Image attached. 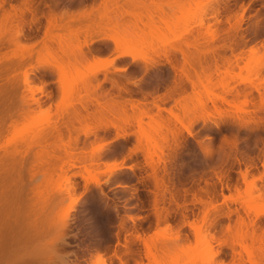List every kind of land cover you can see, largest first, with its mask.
Segmentation results:
<instances>
[{
	"label": "rangeland",
	"instance_id": "obj_1",
	"mask_svg": "<svg viewBox=\"0 0 264 264\" xmlns=\"http://www.w3.org/2000/svg\"><path fill=\"white\" fill-rule=\"evenodd\" d=\"M54 1L45 0L49 8L56 2L55 11L62 13L61 11L66 9L79 11L86 5V8L96 5V3L99 5L101 0ZM125 1L118 0V4L125 8L128 3ZM158 1L155 0L156 3ZM186 1L162 0L163 6L165 5L162 8L167 7L163 11L165 13L162 14L163 17L167 14L165 21H161L162 18L158 20L162 15L157 16L159 9H155V5L150 2L154 8V14L158 18L154 19L158 20V23L151 20L156 23H152L154 28L147 22L150 18L147 20L146 17L147 21L144 25L147 24V27L140 24L143 29L145 28V31H142V27H140L143 33L138 29L139 33L134 36L133 34L120 36L137 42L154 44L152 47L147 44L148 47L137 46L133 51L144 58H154L155 61L162 63L164 61V64L158 68H151L144 72L142 61L134 63L131 57H117L116 50L110 52L107 48L110 40L108 42L94 41V49L101 47L104 50V53L101 54L104 61L113 58L115 60L112 64L105 65L108 67L106 71L108 77H123L121 74L124 72L119 71L118 74L113 70L126 67L127 70L124 74H133L130 75L133 77L129 79L137 82L130 80L129 84L124 82L127 84L124 86L131 89L132 102L137 103V99L146 101L148 107H151L154 118H143V135L137 132L138 125L134 119L131 120L134 127L130 125L124 128L125 132L130 131L128 133L131 134L122 136H117L113 127L107 131H97L98 135H84L82 131L87 130V127L91 128L90 130L95 129L93 127L98 123L99 118H90L89 124L75 123L78 129L76 132L79 131L80 135L77 136L76 133H73V136L80 138V147H83L85 152H89L87 155L96 151V148L100 146H107L103 150L102 157L97 158V164L93 167L90 166V173L84 171L82 166L75 167L74 171L72 169H66L64 172L60 170L64 159L62 149L60 150L63 151V155L56 154L60 160L53 163L56 164L54 165L56 168L60 164L59 168L56 169L52 165L56 171L51 169L46 171L48 167L46 163L49 164L47 156L46 158L45 155L41 156L43 158L41 160L39 157L41 154H38L39 158L35 156L39 147L31 148L28 155L25 153V150L33 145V140L41 136L38 134L39 131H48V124L51 121L58 120L59 124L63 122V119L59 117L63 113L57 114L56 112L58 102L61 103L63 100L62 103H73L79 95L74 87L72 90L77 94L72 95V91L68 87L66 89L68 91L63 97L55 73L47 70L45 71L46 75H40V77L42 76L40 79L44 82L50 79L55 80L54 83L44 85L45 93L35 91L34 96L41 99V105H33L34 109L27 117L28 121L23 118L26 123L20 119V122L17 121L0 136V159L4 156H16V158H20L21 155L26 156V160H23L22 164L18 162L16 165V170L13 171V180L0 182V253H3L5 248L6 253L15 252L19 264H52V260L54 264H102V260L107 264H121L120 260L122 259L128 261L127 264H137L138 261V264H264V166H262L264 143L260 141V137L264 139V127L249 131L244 127L238 128L239 126H237L243 119L240 120V117L246 119L254 117L253 120H258L259 117L264 118V114H256L252 111L264 101L260 96L264 93L259 95L256 87L261 84L258 87H261V91H263L264 68L262 67V69L260 66L264 61V47H262L264 45V0H216L212 5H219L220 11H222L220 17L222 23L219 25L209 19L210 7L206 5L208 0ZM38 2L39 0H35V5L44 11L45 17L40 16L38 24L31 26L25 24V37L21 38V43L36 41L35 52L39 48V50L42 49L40 46L47 25V20L44 21V19H48L46 12L49 10L47 5L44 7ZM12 3L17 4L15 0ZM244 5L246 10L241 8ZM8 7L10 8L6 4L7 9ZM129 8L131 9V7ZM113 11H110V16ZM119 12L116 13L120 16L121 12ZM241 13L243 20H240ZM0 15L2 16V10ZM237 15L240 16L237 17ZM30 16L28 13L27 21L30 20ZM228 16L231 17V24L234 26L241 24L237 32H234L233 28V31H225L230 27L227 21ZM235 17L240 20V24L234 20ZM127 18L128 21L129 18L132 19L131 16L125 17L126 20ZM5 23L3 22L7 27V29L4 27L6 30L2 23L0 26V39L4 40L6 44L4 49H1V56L10 50H19V47L15 48V45L16 47L19 45L15 44L13 40L18 22L14 20L11 25L7 24L8 22ZM123 23H127V21ZM107 29L106 32L111 31V28L108 31ZM57 32L61 31L57 30ZM9 38L13 40H11L12 43ZM66 41L68 40L66 39ZM187 41H189L188 43L196 41L199 45L198 47L191 45L188 48L185 46L187 44H184ZM162 42L164 45L166 43V46L161 44ZM177 44H181L180 47L188 54L190 52V54L199 53L201 59L206 62L203 63L204 65L211 62L212 66L209 71L214 69L216 60L220 66H226V69L221 66L222 70L225 69L224 72H220L221 75H216L213 72L212 81L204 80V83L194 90L195 94L191 92L190 83L187 84V92L182 94L186 96L187 101H181V104L187 108L185 110L175 107V99L182 97L179 92L173 93L172 97H168L164 103L160 99L164 98L167 89L173 85L172 80L175 76L169 63L165 61L163 53L181 61L182 53L180 54L179 51H174L173 47H170L171 45L179 47ZM228 45L233 46L234 51L230 49L241 58H237L238 56L235 58ZM60 47L58 43L54 42L49 49L52 54L58 56L65 51H62L63 49L61 50L62 47ZM66 48L68 50V47L65 46ZM252 48L255 49V53L251 55ZM210 49L214 51L212 52ZM42 52H44L43 55H47L45 49H42ZM12 59L15 60L14 57ZM33 59L36 60L35 57ZM35 60H32V63L36 64ZM227 60L231 62L228 63ZM225 61L228 64H224ZM103 65L100 66L104 67ZM96 66L98 65L93 64L85 68L88 71L96 69ZM85 68L82 69L85 70ZM14 72L16 71H13L11 75H14ZM117 75L119 76L117 77ZM97 78L102 83L101 91L105 93L104 96L108 95L103 97L104 99H110L112 94L118 95L117 88L112 87V82L105 79V71L99 72ZM98 80H94L93 83L96 84ZM39 83V79H36L37 85L35 84V86H40L41 83ZM229 90H233V92ZM47 92H51V96H48ZM122 93L121 96H115V98L126 100L131 97L127 92L123 91ZM236 93H240L238 97L235 96ZM26 94L30 95L29 91L26 90ZM71 96L75 100H72ZM224 96L229 100L233 98L234 101L233 99L230 101H233L236 107L233 106V102L229 105L222 103L221 98ZM245 96L250 100L246 98L249 102L244 100ZM154 99L157 104L168 109L172 107L179 119L174 118V115L172 116L167 111H163V115L159 116L157 107L153 103ZM102 101L105 102V100ZM15 102L13 101V107L17 103ZM213 103L219 105L220 109H217L218 106L213 107L215 105ZM95 104L94 100L89 109L97 117L96 108L100 107ZM48 107L50 110H47ZM128 111L130 117L138 114L136 111L134 114L132 109ZM118 113L117 115L122 116L121 111ZM65 114L66 112L63 116ZM111 114L102 117L108 121H118L125 116L118 119L115 112L113 115ZM154 119L155 121H153ZM216 124L219 127H216ZM62 126L63 124L60 125V127ZM178 131L180 132L176 138L175 133ZM137 133L139 134L136 135ZM225 140L229 142H225ZM56 144L58 146L60 142L57 141L55 146ZM58 150L56 149L57 152ZM114 162L122 163L124 166H133L134 171L124 167L110 174L106 171L108 166L105 165L107 163L112 165ZM245 168L250 169L247 182L241 176V171L244 172ZM87 176L89 180L86 178ZM96 179L101 183H94ZM252 179L254 181L250 187L249 183ZM200 199L209 202L206 204L204 201L203 205V203H199ZM8 206H11V211L7 210ZM64 221H67L68 224H64ZM62 225L64 228L61 229ZM137 234L148 241L150 248L147 250L151 251L152 249L153 251L147 255L151 258L147 257V246L141 239L136 238ZM10 240H13L15 244ZM7 242H11L10 247H8L9 245L5 246V244H9ZM235 251L240 252L234 253ZM151 254L153 255L151 256ZM234 254H236L235 257ZM98 257L100 258L98 259Z\"/></svg>",
	"mask_w": 264,
	"mask_h": 264
},
{
	"label": "bare ground",
	"instance_id": "obj_2",
	"mask_svg": "<svg viewBox=\"0 0 264 264\" xmlns=\"http://www.w3.org/2000/svg\"><path fill=\"white\" fill-rule=\"evenodd\" d=\"M12 1L13 0H0V13L2 10V16L0 15L1 16L0 19H2V21H0V26L2 23V26L4 28L6 26L3 24V22H6V23L8 22L7 24L11 25L12 22H14V20L17 21L18 23H16V32H15L13 40L15 41V44L19 45L17 47L15 45L16 49L19 47L18 48L19 50H17L18 53L16 50L13 49L14 51H16L15 53H13L14 52L13 50L12 51L10 50L11 54L9 53L10 51L8 52L9 54L6 52H5L6 54L3 53L2 56L0 54V136L3 135L10 127H12L20 119L26 118V120L28 121L29 118L27 119V117H29L30 112L34 109V107H33L34 104H36L38 106L41 105V103H42L41 99L36 98L34 96V93L37 90L40 91L41 93H45V90H44L45 82L43 80H41L42 76L40 77V75L45 74V71L50 70L57 75V81L59 84L60 93H62L63 97L65 96V93H67L68 90L66 91V89H68V87H70V89H71L70 91H72L71 92L72 95L76 92L79 95H78V98H76V100L72 99V96H71V99L75 100L76 102L73 101V103L70 102L69 104L62 103L63 100L61 101V103H60V101L58 102V104L56 105L57 114H60V113L64 114L66 112V114H65L66 116L65 115L63 116V114H62V116L59 115V117H61L63 119V122H61V124L58 123L57 119H59V121H60V118H58V115L56 114L57 115V119H56L57 121L56 122L51 121V123L48 124L49 125L48 131H45V132L39 131L38 134L41 136H38L37 138H35L33 140V145L28 147L27 150H25V153H27V155H28V152H30L31 148L39 147L40 149L37 148L38 152H37V154H35V156L38 157L39 156L38 154H41L39 156L40 160L42 158L41 156L45 155L44 156L45 158L47 156L46 159H48L49 164L46 163V165L50 168L47 167L46 171H48V169L49 170L50 169L55 170L56 166H54V165H56V164H53V163H55V161H57V160H60L59 159L60 157L57 156L56 154L60 155V153H61V155H63V153H64V155H63L64 159L62 158L63 160H62V164L60 166V170H62L64 172L66 169H68V170L72 169L73 170V169H75V167L77 168L79 166L78 168H80V166H82L84 171L86 170L87 173H90L89 172V170H91L90 166L93 167L94 165L97 164L96 163L97 158L102 157V153L104 152L103 150L107 146L106 145H105V147H104V145L100 146V147L96 148V151L94 150L93 153L91 152L90 155H87V153L89 154V152H85L83 147H80V143H81L80 138L77 137L78 135H80V133H79V131L76 132L78 130L77 126H75L76 124H80V125H81V123H85V124L88 123L89 124L88 121H90L93 117L99 118L98 123L96 122L97 124L95 125V127H93V129L95 128L94 130H90L91 128H88V127H87V130L84 128L85 131L81 130L84 133V135H92V134L98 135L97 131H99V130H106L107 131V129H109L110 127H113V130L115 129L114 131L117 132L116 135L122 136V135L131 134V133H128L130 131L125 132L124 128H126L130 125L134 127L133 121H131L134 119L135 120L134 122L138 125V128H137L138 131L137 132H140L141 133L140 135H143L142 134L143 124H144L143 118L144 117H148L150 119L154 118V115L151 113V107H148V105H147L148 103H146V101H142L141 99L140 100L137 99V103H133L132 102L133 95L130 93L131 89L129 90L127 88V86L126 87L124 86V85H127V84H124V82L128 83L130 80L129 78L133 77V76L130 77V75H133V74H130V73H129V75L124 74V73H126L125 71L127 70V68L121 67V68H116L115 71L113 70V72L118 73L119 71H122V72H124L123 74H121V75H123V77H120L119 75H117V77L119 76L118 78L113 77V76L111 78H109L108 77L109 75H107V72H106L108 70V67H106L105 65L112 64L113 61H115V60L113 58V59H106L104 61L102 59V56H101V54L104 53V50L101 47H96V49H94L93 43L96 40H104L107 42H108V40H110L115 45L114 46L115 49H113V51L114 50L117 51V53H118L117 57H125V56L131 57L132 62H134V63L142 61L143 67H144L143 68L144 72H147L151 68H155V67L158 68L160 65L164 64V61L162 63L161 61H155L156 59H154V58H150V59H149V57L144 58L143 56L141 57L138 53H137L138 54L137 55L133 51V49L137 46L150 45V47H152V46H154V44H152V43L147 44L145 42H137V41L130 40V38L129 39L128 38L125 39L124 37L121 38L120 36H122V34L123 35L124 34L125 35L133 34V36H134L136 33H139L138 31H141L140 27H142V25H143V27H145V26L147 27V24L146 25H144V24L146 23V21L149 18L150 19L147 22H148V24L152 25L151 27L154 28V25L152 23H154V24H156L155 22L158 23V20H161V18H162L161 21H163V20L165 21L167 19V16H166L167 14L164 17L162 15L163 13H165L163 11H164V9H167V7L162 8L165 6V5L163 6L162 3L164 1L162 2V0L161 1L159 0L158 3H156L157 1L155 2V0L154 1L153 0L152 1H149V0L148 1H146V0H126L125 2H128L129 4L127 3L126 4L127 7H125V8H122L123 5L118 4V0H103V1L101 0L99 5H97V3H96V5L95 4L91 5L90 8H86V6H87L86 5L85 8L83 7L79 11L76 9H75V11H73V10L69 11L68 9H66L64 11L62 10L61 11L62 13H60V12L57 13V11H55V5H57V3L55 2L56 0H55L54 1L55 3L53 4V6L50 5V8L47 5L49 10H47V12L45 11L48 19H47V25H46L45 31H44V37H43L42 45L40 47H42V49H45V52L47 51L46 52L47 55L46 54L43 55L44 52H42V49L39 50L40 48L36 52L34 51V48L37 45L36 41L33 43H29L26 40L27 42L21 43V38L25 37V33H24L25 24H27L29 26H31L32 24H38L40 22V16L42 14L44 15V11H41L42 9H40L38 5H35V0H15L17 4H13ZM112 1H114V2H112ZM184 1H186V0H184ZM52 2H53V0H52ZM101 2H102V5L104 4V6L101 5ZM109 2H111V3H109ZM150 2H152V4L155 5L154 6L155 9H159L158 10L159 14L157 12L156 13H157L158 17L160 16V14L162 15L159 17L160 19H158L156 17V15L154 14L155 11H154V8L152 7L153 5L150 4ZM159 2H161V3H159ZM186 2H185V5H186ZM215 2H216V0H208L206 5H208L210 7V11H209L210 13L208 15L209 19L213 20L214 24L219 25L222 23V19L220 18L222 11H220L219 5H217V4L212 5V3H215ZM119 3H120V1H119ZM6 4H8L10 6V8L8 7V9H7ZM116 5H119V6L116 7ZM180 5H182V4H180ZM95 6H98V7H95ZM222 6L224 7V5H222ZM129 7H131V9ZM245 7L246 6L244 5L241 8H243V10H246ZM111 8H113V10L116 8L119 9V10L116 9L115 10L116 12L117 11L119 12L120 10L121 11L123 10V11L122 12L120 11L121 13L119 12L121 14L119 16L118 13H116L113 10H110ZM127 8H129V9H127ZM109 10L115 12L114 13L115 15H113V12H112V15L110 16L109 13H111V12ZM28 13L31 16H30V20L27 21L26 17H27ZM129 15L132 17V19L129 18V21H128V18L126 20L125 17H130ZM153 16H155V17H153ZM229 16H231V15H229ZM229 16L227 17V21L229 22L230 27H229V29H227L225 31L230 32V31H233V29H234V32L235 31L237 32L239 27H241L240 26L241 25L240 20H243V14L240 17V20L236 19L240 15L239 16L237 15V17H235V19H234V20L238 21V24H240L238 26H234L233 24H231V17H229ZM143 17H144V19H143ZM146 17H147V20L145 19ZM155 18L158 20L155 21L154 20ZM151 20H154L155 22H151ZM126 21H127V23H123ZM141 23H142V25L140 26ZM109 24H112V25H109ZM235 24L237 25V22H235ZM150 25L148 26V28L150 27ZM29 26H27V27H29ZM11 27H10V29H11ZM108 27H109V29L111 28L110 29L111 31H108L109 30V29H107ZM143 27H142V31L145 29V28L143 29ZM120 28H121V31H120ZM4 29H3V31L5 33V30L7 29V27L5 30ZM106 29L108 32H106ZM122 29H123V31H122ZM57 30L61 31V32H57ZM140 35L142 36V34H140ZM214 35H215V33H214ZM141 36H140V38H141ZM72 38L75 40H70ZM66 39L68 41H66ZM11 40L12 39H10V41ZM12 41H11V43H12ZM54 42L56 44L58 43V45H60L62 47V48L60 47L61 50L63 49L62 51L65 50L64 52L61 51L62 55L55 56V54L51 53V50L49 48L53 45ZM188 42L189 41L184 43V44H187L185 46H187L188 48L191 45H192V47H194V46L198 47V45H199V43L198 42L196 43V41L195 42L190 41V43H188ZM102 43H103V41H102ZM161 44L164 45V42H162ZM5 45L6 44H5L4 40L0 39V52H1V49H4L3 47ZM180 45H178L179 47H174L175 45L174 46L169 45V46L173 47L174 51L177 50L180 52V54L182 53L181 56H183V57H182L181 61H177L176 58L174 59V58H172V56L170 57L169 54L163 53L165 56V61L167 63H169V66L171 67V69L175 73L174 79L172 80L173 85L171 87H169V89H167V93L165 94L164 98L163 97L160 98L163 103L165 100H167L168 97L169 98L172 97L173 93L179 92L180 95L186 94L187 88H188V85H187L188 83H190L189 85L191 87L192 94H195L194 90H197L199 85L204 83V80H206L208 82L211 80L213 72H215L216 75L217 74L221 75V73L224 72L226 69L225 68L226 66L224 67L223 65H221V66H223V68H225L224 70H222L223 68L219 65L218 60H216L214 62V65H215L214 69L209 71L210 67L212 66L211 62L210 63L207 62V64L204 65L203 63H206V62H204L203 59H201L202 57L199 55V53L196 54L193 52L192 54H190L191 53L190 52L188 54L185 50H183L180 47ZM65 46L68 47L69 52H68L67 48L65 49ZM164 46H166V43ZM214 46H216V45H214ZM7 47H8V45H7ZM228 47H229V49L231 48L234 51L233 46L228 45ZM262 47H264V45ZM224 48H225V45H224ZM108 49H110V48H108ZM210 50L212 52L214 51L213 49H210ZM251 50L253 51V52L250 51V53L252 55L253 53H255L254 52L255 49L253 50V48H252ZM12 54H14V55H12ZM8 55H11V56H8ZM233 55H235V58L238 56V54H235L234 52H233ZM12 56L15 58V60L12 59L13 58ZM34 57L36 58V60L33 59ZM239 57L241 58V56H238L237 58H239ZM32 60L33 61L35 60L36 64L32 63L33 62ZM236 61H237V59H236ZM230 62L228 61V63H230ZM228 63L225 61L224 64H228ZM93 64L98 65V66H96L97 68L86 71L87 69L85 67H87V66L89 67L90 65H93ZM100 65H103L104 67H101ZM83 67L85 68V70L82 69ZM260 67L264 68V61L262 62V66H260ZM21 68H23L24 70ZM19 69H21L22 72ZM17 70H19L20 72ZM13 71H16V72H14L15 74L20 73V74H18L19 76L15 75L14 73H13L14 75H11ZM101 71L102 72L105 71V79L110 80V82H112L111 83L112 87L114 86L115 89L117 88V91H118L117 96H119V95L121 96L123 94L122 92L124 91L125 93L127 92V94H129L131 97L129 99H126V100H120V99H116L115 98L116 95L112 94L110 96V99L106 98L107 100L109 99L108 101L106 99H104L108 95L104 96L105 93L103 91H101L102 83L97 78V74ZM36 79H39V81L41 83V85L38 87L35 86ZM94 80L95 81L98 80V82H96V84H95V82L93 83ZM130 81L136 82L134 80L133 81L130 80ZM140 81H141V79H140ZM131 82H129V83H131ZM132 84H134V83H132ZM260 85L261 84H258L256 86L257 90L259 91V95L262 92L264 93V88H263L264 86L262 87L263 91H261V87H258ZM73 87H74L76 92L73 91L74 90ZM26 90H27V92L29 91L30 95L26 94ZM23 91H25V92H23ZM229 91L233 92V90H229ZM238 94H240V93H238ZM238 94L236 93L235 96L238 97ZM47 95L51 96V92H47ZM183 95L179 99H175L176 100L175 101L176 102L175 107L176 108L180 107V108L185 110L187 108H185V106L183 104H181L182 100H183V102H184V100H186V96H183ZM232 95H234V94H232ZM241 95L244 96V94H241ZM263 95L264 94L260 95L262 100H264ZM225 96L221 98V100L223 102L222 101H220V102L226 103L228 105L232 104L234 99L232 98L233 101L231 102L230 100H232V99L229 100V98L228 97L226 98ZM246 98L247 97L245 96L244 100ZM17 99H18V101H17ZM247 99H246V101L249 102L250 100L248 99L249 100L248 101ZM94 100H95L97 106L100 107V108H96L97 109L96 115H98L97 117L95 116L94 112H92L93 113L92 114L90 112V109H89L90 104L92 105ZM102 100H105V102H103ZM154 100L155 101L153 103L157 107V110H158L157 114L159 116L161 114L163 115V113H162L163 111H167L172 116L174 115L173 116L174 118L176 117V119H177L179 117V116H177L178 114L173 112L172 107L168 109L161 104H157L156 99H154ZM13 101L17 102V103L15 102L16 103L15 107L18 106V108L13 107L14 106ZM18 102H19V104H18ZM212 102H214V101H212ZM243 103H244V101H243ZM262 103L263 104H261L260 106H257V108L255 110H252V111L255 112L256 114L257 113L264 114V101ZM128 104H129L130 109H132L134 114H135V111L138 113L137 115L135 114L134 117H130V114H128L129 113L128 110H130V109H128L129 108ZM213 104H215V103H213ZM234 105H235V103L233 104V106ZM216 106H218L217 107V109H218L219 105H216V104L213 105V107H215V108H216ZM235 107H236V105H235ZM14 109H15V112H14ZM16 110H18V111H16ZM47 110H50V107H48ZM119 110L122 112V116L125 115L124 117H122L121 115H117V113L120 112ZM189 110H190V108L188 109V111ZM58 111H60V112H58ZM49 112H51V111H49ZM114 112H115V116L118 117V119L122 117L121 119H119L121 121H119V120L118 121H112V120L108 121V120L104 119V117H102V116H104V115L106 116L110 113H112L111 115H113ZM245 113H246V111H245ZM248 113H249V111H248ZM52 115H54V113ZM251 115H253V114H251ZM241 118H243V119H242V121H240V124H239V122H237L239 125L236 124L237 126H239L238 128L244 127L250 131V130H253L256 128L258 129L260 127L261 128L264 127V118H262V117H259L258 120H256V119L253 120L252 118H254V117H252V118L250 117V119L240 117V120H241ZM245 119L249 120V121H246ZM33 121H34V119H33ZM153 121H155V119ZM151 122H152V120H151ZM24 123H26L25 120H24ZM62 124L64 127L63 126L60 127V125H62ZM216 127H219V125L216 124ZM134 132H133V134H134ZM179 132L180 131H178L176 133L174 132L175 137H176V135H179L178 134ZM73 133H76L75 135H77V136L74 137ZM138 134L139 133H137L136 135H138ZM57 141L60 142V144L58 146L56 144V146H55V142H57ZM236 141H238V140L236 139ZM236 141H235V143H236ZM260 141H262L264 143V139L262 137H260ZM225 142H229V141L225 140ZM232 144L234 145V141ZM55 147H56V149H59L58 150L59 153L56 151ZM59 147H61V148H59ZM49 148H50V150H49ZM60 149H62L64 152ZM55 152H57V153H55ZM24 156L21 155L20 158L17 157L18 159L16 158V156L1 157V159H0V182L3 183L5 181L13 180V178H12L14 176L13 171L16 170V165L18 164V162L23 163V160H26V156H25V158H24ZM21 159H22V161H20ZM50 159H51V161H50ZM53 159H54V161H52ZM45 162H47V160ZM52 165L55 167L54 169L52 168ZM59 165L57 168H59ZM105 166H108V169L106 171H108V173H110V174H113V173L117 172L118 170L123 169L124 167H127V169L134 171L133 166H124L122 163L114 162L112 165L107 163ZM262 166H264V163ZM248 167L250 168V166H248ZM249 168H247V169L245 168L244 172L241 171L242 172L241 176H243V179L246 182L248 181V179H249L248 177L250 176L249 170L251 168L250 169ZM73 174H75V173L73 172ZM86 178L88 179V176ZM94 181H96V182H94L96 184L101 183L98 179H96ZM253 181H254L253 179L250 181V183H249L251 185L250 187H252ZM198 201H199V203H203V205L205 203L207 204L209 202V201L206 202L205 200H202V199H200ZM204 201H205V203H204ZM195 202H197V201H195ZM10 207L11 206H8L7 210L11 211ZM5 211H6V208H5ZM5 211L3 210V212H5ZM67 221H64V224L67 223ZM63 225L61 226V229H62V227L64 228L65 225L64 226ZM190 225H193V224H190ZM228 229H229V227H228ZM14 231H16V230H14ZM9 238H10V236H9ZM136 238H138V240L141 239L143 241V243L146 244V246H147L146 251H148L146 253V255L148 253L150 255V253H152L151 251H153V250L152 249H151V251H150V249L147 250V248H150L148 241L144 237H142L140 234H137ZM253 238H255V237H253ZM13 240L16 241L15 239H13ZM13 240H10V241H13ZM14 241L12 242L13 244H15ZM7 243H9V242H7ZM10 243L5 244V246L9 245L8 247H10ZM8 247H7V249L9 250ZM237 252L239 253L240 251H235L234 253H237ZM217 253H215V254H217ZM0 254H1L0 255V264H19L18 263V256L15 252L11 251V252L6 253V248H5L4 252L0 253ZM152 255L153 254H151V256ZM132 256H130V257L132 258ZM233 256L235 257L236 254H234ZM238 256H239V254H238ZM100 257H98V259ZM147 257H150V256L147 255ZM134 258H135V256H134ZM119 259H121V258H119ZM120 261H121V264H127V262H128V261H125L123 259ZM237 261H239V260H237ZM138 262H136V263L138 264ZM51 263L54 264V261L52 260ZM101 263L107 264L103 260ZM134 263H135V261H134ZM239 263H240V261H239ZM66 264H70V263H66ZM139 264H141V263H139ZM256 264H258V263H256Z\"/></svg>",
	"mask_w": 264,
	"mask_h": 264
},
{
	"label": "flooded vegetation",
	"instance_id": "obj_3",
	"mask_svg": "<svg viewBox=\"0 0 264 264\" xmlns=\"http://www.w3.org/2000/svg\"><path fill=\"white\" fill-rule=\"evenodd\" d=\"M38 3L41 4V5H44V7L47 5V4L45 3V0H42V1L39 0ZM41 17H45V14H44V15L42 14ZM46 20H47V19H44V21H46ZM108 44H109V45H108L109 47H108V46H107V47L110 48L109 50L112 52L113 49H114V45H113L112 42H108ZM42 75H46V74H42ZM54 82H55V80H53V79L51 80V79H50V80H47V81L45 82V84H51V83H54Z\"/></svg>",
	"mask_w": 264,
	"mask_h": 264
}]
</instances>
